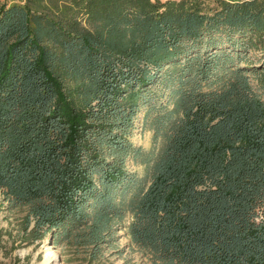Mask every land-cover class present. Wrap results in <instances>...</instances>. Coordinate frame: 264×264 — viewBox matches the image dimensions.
<instances>
[{"label":"trees","instance_id":"obj_1","mask_svg":"<svg viewBox=\"0 0 264 264\" xmlns=\"http://www.w3.org/2000/svg\"><path fill=\"white\" fill-rule=\"evenodd\" d=\"M43 1L0 5V210L80 264L126 219L153 263L264 264V0Z\"/></svg>","mask_w":264,"mask_h":264},{"label":"rangeland","instance_id":"obj_2","mask_svg":"<svg viewBox=\"0 0 264 264\" xmlns=\"http://www.w3.org/2000/svg\"><path fill=\"white\" fill-rule=\"evenodd\" d=\"M25 0H0L2 3H24ZM50 0H44V3ZM68 1V0H67ZM151 3L173 4L190 8L200 6L208 8L214 5L215 0H149ZM82 25L86 26L85 16H80ZM254 85L257 84L254 76H251ZM264 98V97H263ZM165 98H163L164 102ZM130 141L136 146L149 150L152 146V133L143 127V110H140L134 120V130ZM126 167L131 173L143 176V167L135 165L130 159L126 161ZM0 204L2 198L0 196ZM26 215L24 210H9L6 204L1 205L0 210V264H44L56 255L55 262L64 264H80L85 255L81 249L71 248L68 252L57 248L46 236L42 241L31 243L23 234V220ZM128 220L115 226V242L112 247L103 252L96 264H157L153 263L148 255L134 247L127 236L126 226Z\"/></svg>","mask_w":264,"mask_h":264},{"label":"bare ground","instance_id":"obj_3","mask_svg":"<svg viewBox=\"0 0 264 264\" xmlns=\"http://www.w3.org/2000/svg\"><path fill=\"white\" fill-rule=\"evenodd\" d=\"M55 259H56V255L52 256V259L45 261L44 264H60L59 262L56 263Z\"/></svg>","mask_w":264,"mask_h":264}]
</instances>
